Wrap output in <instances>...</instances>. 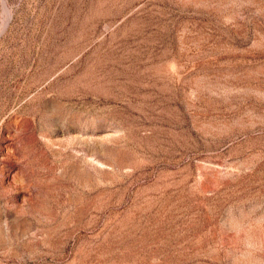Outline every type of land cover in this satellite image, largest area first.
Returning <instances> with one entry per match:
<instances>
[{
	"label": "rangeland",
	"instance_id": "1",
	"mask_svg": "<svg viewBox=\"0 0 264 264\" xmlns=\"http://www.w3.org/2000/svg\"><path fill=\"white\" fill-rule=\"evenodd\" d=\"M5 2L0 264H264V0Z\"/></svg>",
	"mask_w": 264,
	"mask_h": 264
},
{
	"label": "bare ground",
	"instance_id": "2",
	"mask_svg": "<svg viewBox=\"0 0 264 264\" xmlns=\"http://www.w3.org/2000/svg\"><path fill=\"white\" fill-rule=\"evenodd\" d=\"M4 6H6V2H5V0H4ZM7 8H8V7H7ZM7 8H6V9H7ZM7 12H8V10H7Z\"/></svg>",
	"mask_w": 264,
	"mask_h": 264
}]
</instances>
